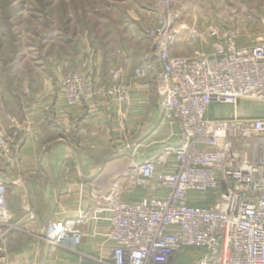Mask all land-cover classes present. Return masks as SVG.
<instances>
[{"label": "built area", "instance_id": "built-area-1", "mask_svg": "<svg viewBox=\"0 0 264 264\" xmlns=\"http://www.w3.org/2000/svg\"><path fill=\"white\" fill-rule=\"evenodd\" d=\"M170 5L158 3L147 33L158 45L163 121L178 128L179 142L131 167L141 198L125 200L115 191L100 202L98 208L110 213L107 236L116 246L109 257L82 264H177L185 247L202 250L195 264H264V112H238L242 101L264 107V37L239 46L212 30L218 40L210 52L178 55L182 35L202 37L180 24ZM144 75L145 69H135L133 80ZM113 79L107 93L126 106L131 84L122 81L120 70ZM93 86L90 78L70 74L62 81L65 101L84 104L96 95ZM216 105L234 107V115L211 117ZM19 136L17 129L7 135L0 123V158L17 159ZM82 221L49 223L47 243L74 250ZM14 229L8 188L0 182V251ZM0 263H7L6 253Z\"/></svg>", "mask_w": 264, "mask_h": 264}, {"label": "crops", "instance_id": "crops-1", "mask_svg": "<svg viewBox=\"0 0 264 264\" xmlns=\"http://www.w3.org/2000/svg\"><path fill=\"white\" fill-rule=\"evenodd\" d=\"M149 42L141 43L144 54L137 59L124 54L120 60L105 58L106 64L89 66L97 91L89 102L70 107L65 101L61 84L74 67L62 60L39 79L28 103L14 114L0 111L7 135L20 132L14 147L17 159L8 163L0 158V182L8 188L15 224L0 251L7 254V263L0 264H82L85 258L94 261L111 255L116 243L107 236L110 213L98 208L100 202L115 191H121L125 200L141 198L143 192L130 177L131 167L179 142L178 128L163 121L158 45L151 38ZM197 46L189 47L191 52L200 51ZM182 47L181 40L175 53L190 55ZM117 65L123 69L122 81L131 84L126 107L107 93ZM138 68L145 69V75L134 81ZM234 111L233 107L231 114L221 117L233 116ZM238 112L262 115L264 107L250 104L245 113L240 107ZM78 218L83 219L81 239L74 250L47 243L49 223Z\"/></svg>", "mask_w": 264, "mask_h": 264}, {"label": "rangeland", "instance_id": "rangeland-1", "mask_svg": "<svg viewBox=\"0 0 264 264\" xmlns=\"http://www.w3.org/2000/svg\"><path fill=\"white\" fill-rule=\"evenodd\" d=\"M161 1L0 0V111L14 114L21 104L28 103L39 79L49 67L59 65L62 60H68L70 67H74L67 76L78 73L90 78L97 94L88 67L104 64L105 58L114 60L116 57L118 60L124 54L134 59L141 57L144 54L141 43L150 44L147 31L153 25L155 8ZM170 1L171 10L178 15L180 24L201 34L199 40L180 37L179 41L182 40L190 54L195 51L191 52L189 47L196 44L197 50L211 51V44L218 40L209 35L212 30L225 40L233 38L239 46L264 37V0ZM130 31H135L133 37ZM113 68L112 79L116 71L123 74L120 65ZM250 104L242 101L239 107L245 113ZM232 111V106L216 105L211 108L210 116L221 117ZM18 140L19 137L15 139L16 148ZM193 256L178 254L177 261L182 257L183 262L179 264H192Z\"/></svg>", "mask_w": 264, "mask_h": 264}, {"label": "trees", "instance_id": "trees-1", "mask_svg": "<svg viewBox=\"0 0 264 264\" xmlns=\"http://www.w3.org/2000/svg\"><path fill=\"white\" fill-rule=\"evenodd\" d=\"M183 253H187V254L190 253V254L194 255L192 264H195L196 261L201 257L202 250L199 248H195V247H185L181 250V252L179 254H183ZM181 259H182V257H181ZM181 259H180V261H177V264L183 262V260H181Z\"/></svg>", "mask_w": 264, "mask_h": 264}]
</instances>
